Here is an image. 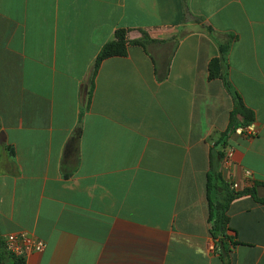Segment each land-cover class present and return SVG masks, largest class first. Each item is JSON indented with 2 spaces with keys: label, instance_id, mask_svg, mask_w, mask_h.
<instances>
[{
  "label": "crops",
  "instance_id": "0c3cea01",
  "mask_svg": "<svg viewBox=\"0 0 264 264\" xmlns=\"http://www.w3.org/2000/svg\"><path fill=\"white\" fill-rule=\"evenodd\" d=\"M119 29L150 40L103 61L92 87ZM228 34L222 76L209 79ZM225 80L255 136L228 132ZM212 163L264 199V0H0V237L46 242L19 261L225 264L210 232ZM227 215L230 264H264V204L246 195Z\"/></svg>",
  "mask_w": 264,
  "mask_h": 264
},
{
  "label": "trees",
  "instance_id": "16d2710c",
  "mask_svg": "<svg viewBox=\"0 0 264 264\" xmlns=\"http://www.w3.org/2000/svg\"><path fill=\"white\" fill-rule=\"evenodd\" d=\"M129 32L125 29H119L116 31V39L107 43L101 54L99 55L92 76V87L95 77L98 74L100 66L103 61L113 57H126L128 56L130 46H140L145 48L147 42L150 40L148 35L144 33L142 39L130 40ZM235 39L234 35L228 34L227 39L220 45V57L212 59L209 63V79L220 78L222 72V61L229 53L232 41ZM225 85L228 91L234 95V108L230 117L229 133L243 131L246 127L254 125L255 115L254 112L245 106L244 100L239 92H237L230 81L225 80ZM227 135L221 136L219 142L226 144ZM224 156V155H223ZM209 202H210V232L214 239L218 240L222 249L225 264H230L231 249L228 247V241L233 245L238 244L228 235V231H231L229 227V217L227 215L228 210L232 202L240 197L251 195L257 202L264 204V199L258 197L255 188H246L242 191L232 189L230 182L226 181L223 175L217 171L215 165L211 164V173L209 175L208 184ZM215 194V197H213ZM6 253L4 248V242L0 237V258L2 253ZM13 261V260H12ZM13 264H23L21 261H13Z\"/></svg>",
  "mask_w": 264,
  "mask_h": 264
},
{
  "label": "built area",
  "instance_id": "2783aa9c",
  "mask_svg": "<svg viewBox=\"0 0 264 264\" xmlns=\"http://www.w3.org/2000/svg\"><path fill=\"white\" fill-rule=\"evenodd\" d=\"M244 136L252 137L257 134L255 125L246 127L243 131H238ZM233 150L227 149L222 158L223 164H229L232 161ZM249 174V173H248ZM232 189L238 190L236 183H232ZM5 251L17 260L25 259L30 253H42L45 251L46 242L31 236L27 232L10 234L7 236L4 245Z\"/></svg>",
  "mask_w": 264,
  "mask_h": 264
}]
</instances>
